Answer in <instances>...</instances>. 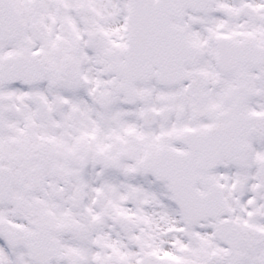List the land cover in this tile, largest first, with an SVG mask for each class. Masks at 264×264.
<instances>
[{
  "label": "snow or ice",
  "instance_id": "obj_1",
  "mask_svg": "<svg viewBox=\"0 0 264 264\" xmlns=\"http://www.w3.org/2000/svg\"><path fill=\"white\" fill-rule=\"evenodd\" d=\"M0 264H264V0H0Z\"/></svg>",
  "mask_w": 264,
  "mask_h": 264
}]
</instances>
